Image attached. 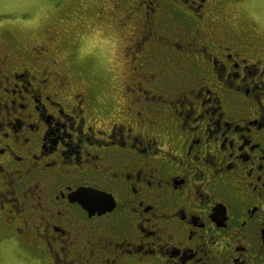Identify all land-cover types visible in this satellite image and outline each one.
Wrapping results in <instances>:
<instances>
[{"label":"flooded vegetation","instance_id":"flooded-vegetation-1","mask_svg":"<svg viewBox=\"0 0 264 264\" xmlns=\"http://www.w3.org/2000/svg\"><path fill=\"white\" fill-rule=\"evenodd\" d=\"M150 24L144 11L141 38L155 30ZM179 37H160L156 50L197 52L207 63L193 75L218 85L178 105L192 95L177 91L180 69L149 74L161 65L144 56L135 67L150 69L156 87L135 82L132 103L106 121L105 99L91 85L70 95V76L47 63L32 75L26 65L1 66L0 234L38 252L43 264H264V103L253 78L248 86L237 71L257 67L232 41H209L197 28ZM227 64L235 73H225ZM237 103L242 111H232ZM80 187L105 193L110 209L91 213L71 201Z\"/></svg>","mask_w":264,"mask_h":264},{"label":"rangeland","instance_id":"rangeland-1","mask_svg":"<svg viewBox=\"0 0 264 264\" xmlns=\"http://www.w3.org/2000/svg\"><path fill=\"white\" fill-rule=\"evenodd\" d=\"M206 3V9H198L199 0H42L38 3L0 0V68L10 63L18 65L16 67L26 65L32 75L36 63L37 67L47 63L49 69L70 76V82L64 88L66 93L81 88L86 93L90 90L86 85H91L105 99L106 121L122 105H127L128 100L132 103L136 94L132 92L135 82L140 83V90L156 87V83L147 81L150 69L142 71L139 66L135 67L143 63L145 57H151V64L155 62L161 66L149 74L162 72L169 76L171 69L176 72L180 69L183 78L179 82L184 88L178 83L177 91H192V95L186 93L185 98L179 101L178 105L185 106L195 99L205 98L208 93L205 87L211 89L218 85L217 81L193 75L197 67L205 68L207 63L196 59L197 52L191 50V56L183 58L156 49L158 40H162L160 37L178 33L184 40L183 36L192 35L197 28L209 41L218 38L224 46L232 41L238 50L250 54L248 61L257 68L244 66L245 75L241 70L237 71L248 86L251 83L247 80L253 78L262 92L260 99L264 103V75L260 85L256 77L264 73V0H205L204 5ZM178 9L180 15L174 13ZM144 11L152 20L150 26L154 25L155 29L147 38H141L140 31ZM161 17L160 25L155 24ZM188 47L195 50L196 44L190 43ZM4 55L11 61H6ZM34 56H38L37 59L27 64ZM226 66L225 73H235L230 65ZM216 70H219L218 59ZM17 77L26 79L21 72ZM0 85L1 95L5 85L1 77ZM195 85L200 86L196 89ZM173 88L170 86L165 90L172 91ZM122 90H125L126 97L120 92ZM163 90L161 94H170ZM238 106L242 103H237L232 111L244 109ZM142 109L148 110L144 104ZM161 109L156 103L155 110ZM20 242L6 232L0 234V264H43L38 252L31 251Z\"/></svg>","mask_w":264,"mask_h":264},{"label":"water","instance_id":"water-1","mask_svg":"<svg viewBox=\"0 0 264 264\" xmlns=\"http://www.w3.org/2000/svg\"><path fill=\"white\" fill-rule=\"evenodd\" d=\"M69 198L71 201L80 203L83 208L91 213L92 210H95L97 214H100L110 209V207L107 206L109 199L106 197L105 193L90 188L80 187L71 193Z\"/></svg>","mask_w":264,"mask_h":264},{"label":"snow or ice","instance_id":"snow-or-ice-1","mask_svg":"<svg viewBox=\"0 0 264 264\" xmlns=\"http://www.w3.org/2000/svg\"><path fill=\"white\" fill-rule=\"evenodd\" d=\"M29 2H31V3H38V2H42V0H29Z\"/></svg>","mask_w":264,"mask_h":264},{"label":"bare ground","instance_id":"bare-ground-1","mask_svg":"<svg viewBox=\"0 0 264 264\" xmlns=\"http://www.w3.org/2000/svg\"><path fill=\"white\" fill-rule=\"evenodd\" d=\"M123 7V6H122ZM63 78V77H62ZM71 95V94H70ZM68 101V100H67ZM73 109V108H72ZM64 112V111H63ZM182 244V243H181Z\"/></svg>","mask_w":264,"mask_h":264}]
</instances>
